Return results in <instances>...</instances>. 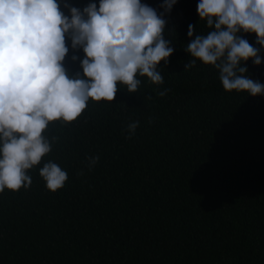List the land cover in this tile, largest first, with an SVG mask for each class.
I'll list each match as a JSON object with an SVG mask.
<instances>
[{
    "label": "trees",
    "instance_id": "1",
    "mask_svg": "<svg viewBox=\"0 0 264 264\" xmlns=\"http://www.w3.org/2000/svg\"><path fill=\"white\" fill-rule=\"evenodd\" d=\"M142 2L163 11L162 0ZM198 2L165 14L174 52L158 66L163 84L138 77L137 92L119 85L114 101L89 100L75 121L49 124L52 151L28 171L31 186L0 193V264H264V95L226 91L200 60L185 70L188 26L212 30ZM240 35L262 58L244 62V75L264 83V46ZM68 46L65 67L82 73L72 59L82 48ZM48 161L69 177L55 192L40 176Z\"/></svg>",
    "mask_w": 264,
    "mask_h": 264
},
{
    "label": "clouds",
    "instance_id": "2",
    "mask_svg": "<svg viewBox=\"0 0 264 264\" xmlns=\"http://www.w3.org/2000/svg\"><path fill=\"white\" fill-rule=\"evenodd\" d=\"M176 3L162 0L158 11L142 0H92L83 9L68 0H0V193L31 186L28 171L52 151L44 135L51 122L75 121L89 100L114 101L119 85L137 92L138 77L164 83L157 69L174 52L164 38V17ZM197 12L212 30L199 35L188 26L192 39L185 50L194 59L185 70L200 60L219 70L226 91L264 95V83L244 75V62L262 63L261 49L240 35L255 33L256 44L264 46V0H199ZM69 39L72 49L84 53L83 59L72 56L83 70L75 75L64 63ZM138 126L128 125L129 137ZM88 159L91 168L99 156ZM40 176L52 192L69 178L52 161Z\"/></svg>",
    "mask_w": 264,
    "mask_h": 264
}]
</instances>
